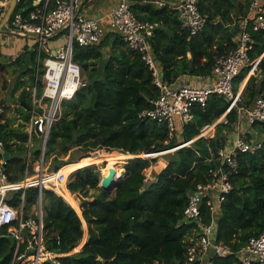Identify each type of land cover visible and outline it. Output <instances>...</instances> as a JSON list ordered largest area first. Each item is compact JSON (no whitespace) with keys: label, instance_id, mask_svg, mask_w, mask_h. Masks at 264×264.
<instances>
[{"label":"trees","instance_id":"trees-1","mask_svg":"<svg viewBox=\"0 0 264 264\" xmlns=\"http://www.w3.org/2000/svg\"><path fill=\"white\" fill-rule=\"evenodd\" d=\"M34 2L19 0L16 11L27 15L35 7ZM129 2L139 19L159 22L150 41L162 77L169 83H181L188 75L212 74L216 56L237 45L240 26L234 16L246 15L251 0H247L245 7L236 0H201L199 6L207 16V24L194 35L182 28L179 7L167 2L160 6L151 0ZM252 34L251 59L262 58L236 105L229 109L232 98L213 94L206 110L196 107L193 120L185 126L178 124L173 133L166 125L140 116L141 111L151 106L150 100L160 95V88L154 83L153 71L120 34L108 31L99 43L75 46L74 59L82 66L88 85L64 102L62 117L52 126L45 158L52 159V171H58L101 148L134 157L125 164L114 194L100 187L99 166L91 159H83L85 166L71 172L67 182L68 190L81 200L80 212L54 189L32 186L10 193L8 201L16 208L22 207L25 216L30 213L37 216L32 210L42 202L46 246L69 253L59 257L60 264H151L156 259L164 264H182L185 261L184 240L189 225L183 224V214L188 193L198 184L210 181L211 170L220 164L218 150L237 131L239 109L250 108L264 91V30H252ZM65 35L66 31H62L53 39L62 43ZM32 61L33 87H37V95L41 96L43 83L42 76H36V51ZM250 68L246 67L235 78V95ZM31 96L32 90L23 91L24 106L20 110L24 121L17 126L8 118L7 110L0 115V137L7 152L6 156L5 152L0 154V164L6 159L5 169L12 182L24 180L28 160L32 157L36 161L42 155L40 149H34L38 136L33 135L30 146V134L25 128L31 116ZM223 116L224 120L216 124L211 136L202 135L205 127ZM255 125L264 139V124ZM179 133V140L171 136ZM189 141L192 142L169 153L168 164L147 184L145 170L157 156L142 154ZM80 152L85 155L78 157ZM239 158L240 172L233 177L234 189L216 215L218 237L233 253L217 258L215 264H241L237 252L251 236L264 232V142L261 148L240 154ZM209 217L205 213L206 221ZM83 219L88 226L86 242ZM7 231L5 227L0 234V264H12L16 249V239L6 235ZM80 246L79 251L72 252ZM43 264L56 263L48 260Z\"/></svg>","mask_w":264,"mask_h":264},{"label":"built area","instance_id":"built-area-1","mask_svg":"<svg viewBox=\"0 0 264 264\" xmlns=\"http://www.w3.org/2000/svg\"><path fill=\"white\" fill-rule=\"evenodd\" d=\"M9 1L0 0L1 15L6 13ZM84 1L35 0V7L27 15L15 10L7 25L12 34L35 39L34 46L38 54L36 76H42L43 83L41 96L37 95L35 88L33 114L27 127L30 146L34 134L40 139L42 155L36 160L35 167L39 174L36 177L27 175L22 181L12 182L5 169L6 159H2L0 164V234L7 227L6 235L16 239L12 264H43L48 260L60 264L59 257L69 254L46 246L42 202L37 207L38 211L32 210L37 216L32 213L25 216L24 209L14 207L8 198L10 193L32 186L41 189L50 187L46 177L57 172H47L43 164L52 126L62 117L64 102L73 99L79 89L88 85L82 66L74 59L76 45L85 47L99 43L108 31L120 34L153 71L154 83L160 88V95L150 100L151 106L141 111L140 116L166 125L172 133L178 124L185 126L193 120L196 107L206 110L213 94L232 98L229 109L236 105L239 93L235 95V78L248 66L251 67L249 73L255 74L261 60L258 58L253 61L250 50L253 43L252 30H264V0H251L248 13L238 21L240 31L236 38L237 45L216 56L212 74L196 76L195 82L186 81L181 84L169 83L162 77L160 63L150 41L159 25L158 21L139 19L129 0H119L107 15L106 29L98 17L81 12ZM200 1L184 0L179 7L182 28L189 30L192 35L202 31L207 24V16L200 10ZM163 4V1H159L160 6ZM62 31H66L63 43L57 48L50 47V41ZM5 111V104L0 102V115ZM239 115L236 133L217 152L220 164L211 170L210 181L198 184L188 193L183 224L189 225V232L184 240L186 259L182 264H215L217 258L233 253L218 237L219 222L216 215L234 189L233 177L240 172V154L254 152L263 145L264 139L255 130L254 124H264V91L256 97L250 108L239 109ZM4 152L5 141L0 137V154ZM153 154L143 155L150 157ZM26 172L29 173V163ZM69 175H63L60 180L67 183ZM30 178H34V181ZM22 198H25V191ZM205 213L210 216L209 221H206ZM237 256L241 264L263 263L264 232L251 236L247 244L237 252ZM151 264L164 262L156 259Z\"/></svg>","mask_w":264,"mask_h":264},{"label":"crops","instance_id":"crops-1","mask_svg":"<svg viewBox=\"0 0 264 264\" xmlns=\"http://www.w3.org/2000/svg\"><path fill=\"white\" fill-rule=\"evenodd\" d=\"M151 1H155L156 3H159V1H163L164 3L167 2V3H170L172 6L178 8V7H180V5L182 4V2L184 0H151ZM118 2H119V0H86V1H84L83 5L81 7V12L88 13V14H91V15L98 17L100 19L102 26L107 29L108 28V17H107V15H108L109 11L111 10V8L114 7ZM10 3H11V0L9 1V6H10ZM9 6H8V8H9ZM7 25H6L7 29H6L5 33H11L10 29L7 27ZM5 33L3 34V37L0 36V52L2 55L4 54L5 51L8 52L10 49H13V47L5 48L6 46L3 45V43L6 44L8 42L7 40H5V38H6V37H4V36H6ZM17 37L29 39L31 44L33 45L34 49L29 50V48H27L28 45H26L24 47L22 46V48H21V44L19 42L14 49L17 48L16 52H18L19 50L20 51L18 53L15 52L16 54L14 56L18 55L17 57H13V60L16 61L15 63H13L14 70L16 71V73L13 74L12 77H10L8 75L7 78H4V76L2 75L1 70H0V102L5 104L6 110L8 109L7 113L9 115V117L11 116V114H13L18 109L19 113H18L17 117H15V115L12 116V117H14V120H16L18 118L19 119L22 118V113H21L22 110H20V106H24V100L22 97L23 91L25 89L32 90L31 106L30 107H33V94H34V91L36 88V86L33 87V81L31 78V70H30L33 66H35L34 62L32 61L33 51H36L35 46H34L35 45V39L30 38V37H22V36H17ZM9 41H13V43H15L17 41V39L13 38ZM60 44H61V41H59L58 39H56V40L52 39L50 41V47H53V48L59 47ZM4 49H5V51H4ZM28 52L31 53V57L23 59L24 54H26ZM188 55H189V57H191V53H189ZM37 63H38V54H37ZM0 65H2L1 62H0ZM36 74H37V71H36ZM196 80H197L196 76H189L188 75V76H185L181 80V83L186 82V81L195 82ZM246 81H247V79L245 80V83H246ZM245 83H244V85H245ZM244 85H243V87H244ZM29 109L31 112V116H30V118H31L32 114H33V109L32 108H29ZM20 121L22 122V120H20ZM18 124H19L18 122L17 123L14 122V126H17ZM28 125H29V123L26 124V130H27ZM28 174L29 173L26 172L25 176H27ZM35 208H37V207H35ZM84 224H85V233H86L85 242H86L88 239V226H87L86 220H85Z\"/></svg>","mask_w":264,"mask_h":264},{"label":"rangeland","instance_id":"rangeland-1","mask_svg":"<svg viewBox=\"0 0 264 264\" xmlns=\"http://www.w3.org/2000/svg\"><path fill=\"white\" fill-rule=\"evenodd\" d=\"M240 5H242L243 7H245L246 5H247V0H236ZM10 7V6H9ZM9 9V8H8ZM244 10V8H242L241 9V11H243ZM8 11V10H7ZM7 11H6V13H7ZM6 13L4 14V15H2L1 17H0V23L2 22V20H3V18L5 17V15H6ZM234 18L235 19H239L238 18V16L235 14V16H234ZM4 28H6V26L4 27ZM7 29V28H6ZM5 32H1L0 33V36L1 37H3V34H4ZM6 34V36H4V37H6L5 38V40H7L8 42L6 43V44H4L3 43V45L4 46H6L5 48H9V47H13V49H10L8 52H6L5 51V49H4V54L2 55V56H0V62L2 63V65H0V70H1V73H2V75L4 76V78H7L8 77V75L10 76V77H12L13 76V74H15L16 73V71L14 70V65H13V63H15L16 61H14L13 60V57H14V55L16 54V53H18V52H16L17 51V48L16 49H14L15 47H16V45L20 42V44H21V48H22V46L24 47V46H26V45H28V47L27 48H29V50H33L34 48H33V45L31 44V42H30V40L29 39H24V38H19V37H17V35H15V34H12V33H5ZM17 39V41L15 42V43H13V41H9V40H11V39ZM4 40V41H5ZM29 40V41H28ZM14 51V52H13ZM16 52V53H15ZM31 57V53L30 52H28V53H26V54H24V56H23V59L24 58H30ZM16 66V65H15ZM17 67V66H16ZM29 68V67H28ZM3 71V72H2ZM250 75H253V73H249V75H248V77L250 76ZM248 77L246 78V79H248ZM245 82V81H244ZM242 85H244V83H242ZM242 85H241V87H240V90H239V92L242 90ZM8 110V109H7ZM7 113V112H6ZM18 113H19V111H18V109L13 113V114H11V116L9 117V115H8V113H7V116H8V118H11V119H13L12 121H14L15 123H20L21 121L20 120H22V121H24V118H23V115L24 114H22V118H18V119H16V120H14V117H12L13 115H15V117H17V115H18ZM224 118H225V116H223L222 118H220L217 122H220V121H222V120H224ZM30 120V119H29ZM216 122V123H217ZM27 123H29V121L27 122ZM215 123V124H216ZM215 124H213V125H210V126H207V127H205L204 129H203V131H202V135H205V136H211L214 132H215V127H216V125ZM26 128V127H25ZM254 128H255V130H257L258 132H260L261 130L258 128V125H255L254 126ZM171 136H175L178 140L179 139H181V133H179V134H171ZM38 145H40V139L38 140ZM116 151H118V152H120L119 150H108V149H105V148H101V149H98V150H96V151H94V152H91V153H87V154H90V155H100V152H102V153H106V154H112V153H115ZM173 152V151H172ZM170 152H161V153H154L153 155H151L150 157H156L157 156V160L149 167V168H147L146 170H145V174H146V183L147 184H149L151 181H153V180H155V175L156 174H158L167 164H168V159L167 158H169V156H170V154H169ZM28 155H29V153H28ZM27 155V156H28ZM83 155H85L84 153H78V157H82ZM125 156V157H124ZM142 156H145V155H143L142 154ZM132 157H134V155H132V154H124V153H120V154H118V155H116L115 157H114V159H111V160H108V157H106V156H103L101 159H100V161L98 162V163H96L98 166H99V168L101 169V172H102V169H103V167H105L106 165H107V163H108V161L110 162V161H113L115 164H117L116 165V170L117 171H119L121 174H123L124 173V171H125V164L128 162V160L130 159V158H132ZM66 158H68V156L66 157ZM84 158H89L88 156H85V157H83V158H81V159H84ZM120 158V159H119ZM103 159V160H102ZM80 161V160H79ZM79 161H78V163H79ZM120 162V163H119ZM28 163H29V174H28V176H35L36 177V175L37 174H39L38 173V171L36 170V166H37V161H32V157H31V159H29L28 160ZM44 166H45V168H46V171L47 172H54V171H52V164H53V161H52V159H49V160H47L46 158H45V160H44ZM76 164H77V162H75V163H69V164H67V165H65L66 167H67V169L68 168H71V170H75L77 167H75L76 166ZM79 168V167H78ZM61 169V168H60ZM120 169V170H119ZM25 173H26V170H25ZM102 174V173H101ZM64 175H69V173H65ZM101 177H102V175H101ZM118 182H120V179H118ZM48 185L50 186V187H45V188H49V189H54L55 191L57 190L59 193H61L62 195H63V197L69 202V203H71L74 207H75V209H76V205H75V203L72 201V199L74 198V199H76L77 200V202H78V204H79V206H80V203H81V200L79 199V198H77V196L76 195H73L69 190H68V188H67V183L65 182V181H63L62 182V184L61 183H50V182H48ZM62 186H63V188H62ZM65 189L67 190V191H65ZM56 191V192H57ZM57 192V193H58ZM92 192H95V191H92ZM115 193V189L112 191V194H114ZM39 209L38 208H34L33 209V211H38ZM85 220L83 219V226H84V229H85ZM84 237H85V240H86V233L84 234ZM82 248V246H80V247H75L74 248V250L72 251V252H76V251H79L80 249Z\"/></svg>","mask_w":264,"mask_h":264},{"label":"water","instance_id":"water-1","mask_svg":"<svg viewBox=\"0 0 264 264\" xmlns=\"http://www.w3.org/2000/svg\"><path fill=\"white\" fill-rule=\"evenodd\" d=\"M17 4H18V0H11L10 7H9L5 17L3 18L2 22L0 23V33L6 31V28H4V27L8 24L13 12L16 10ZM249 77H248V79H249ZM248 79H247V81H248ZM247 81H246V83H247ZM246 83H245V85H246ZM245 85H244V87H245ZM244 87L242 88V90L238 94L239 98H240V96H241V94L243 92ZM29 108H32V107H29ZM217 123H219V122H217ZM194 140L195 139H193L192 141H194ZM192 141L183 142V143H181L179 145H176L174 147H171V148H168V149H165V150L158 151L156 153H161V152H166V151L167 152H172V151L176 150L179 147H182V146L190 144ZM34 149H40V145H37ZM4 155L6 156L7 152H5ZM121 177H122V174L120 176H118V172H117L116 168L112 167V168H110V173L107 176H104V177L101 178L100 187L103 190L112 193V191L115 189V187H116V185L118 183V179H120ZM80 208H81V206H80Z\"/></svg>","mask_w":264,"mask_h":264},{"label":"bare ground","instance_id":"bare-ground-1","mask_svg":"<svg viewBox=\"0 0 264 264\" xmlns=\"http://www.w3.org/2000/svg\"><path fill=\"white\" fill-rule=\"evenodd\" d=\"M245 81V80H244ZM245 83V82H244ZM242 87H243V85H242ZM121 152H118V151H116L115 153H112V154H106L105 152L104 153H102V152H100V155H89L88 157V159H91V160H93L94 162L93 163H98L99 161H100V159L103 157V156H106V157H108V160H111V159H114V157L116 156V155H118V154H120ZM125 157V156H124ZM120 159V158H119ZM103 160V159H102ZM93 163H91V164H93ZM120 163V162H119ZM116 165L117 164H115L113 161H108V163H107V165L105 166V167H103V169H102V177H104V176H107L109 173H110V168H112V167H115L116 168ZM82 166H85V164H84V162H83V159H80V161H79V163L77 162V164H76V166L75 167H82ZM120 170V169H119ZM71 172H73V170H71V168H68L67 169V167L66 166H64V167H62L59 171H57V172H55V174L54 173H52V174H50L49 176H47L46 177V181H47V183L48 182H50V183H61L62 184V182L63 181H61L60 180V178L65 174V173H71ZM118 172V176H120L121 175V173L119 172V171H117ZM32 179H34V178H30L29 180H31V181H34V180H32ZM62 188H63V186H62ZM65 191H67L66 189H65ZM72 201L75 203V205H76V210L78 211V212H80V210H79V204H78V202H77V200L76 199H72ZM82 217V216H81ZM83 218V217H82Z\"/></svg>","mask_w":264,"mask_h":264}]
</instances>
